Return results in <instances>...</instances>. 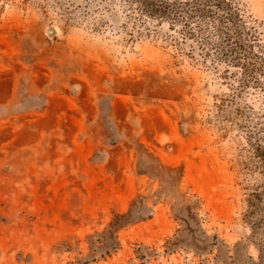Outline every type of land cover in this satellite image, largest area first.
I'll return each instance as SVG.
<instances>
[{
	"label": "rangeland",
	"instance_id": "374dc122",
	"mask_svg": "<svg viewBox=\"0 0 264 264\" xmlns=\"http://www.w3.org/2000/svg\"><path fill=\"white\" fill-rule=\"evenodd\" d=\"M0 264H264V0H0Z\"/></svg>",
	"mask_w": 264,
	"mask_h": 264
},
{
	"label": "bare ground",
	"instance_id": "6f19581e",
	"mask_svg": "<svg viewBox=\"0 0 264 264\" xmlns=\"http://www.w3.org/2000/svg\"><path fill=\"white\" fill-rule=\"evenodd\" d=\"M51 33L53 32V31H50Z\"/></svg>",
	"mask_w": 264,
	"mask_h": 264
}]
</instances>
